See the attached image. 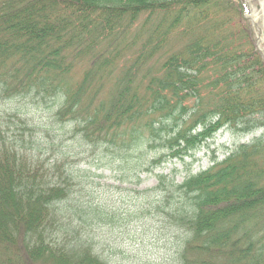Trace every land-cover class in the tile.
Segmentation results:
<instances>
[{"label":"trees","instance_id":"16d2710c","mask_svg":"<svg viewBox=\"0 0 264 264\" xmlns=\"http://www.w3.org/2000/svg\"><path fill=\"white\" fill-rule=\"evenodd\" d=\"M242 10L0 0V264H118V215L94 197L91 166L140 183L220 131L259 129L180 182L155 174L144 199L177 233L163 264H264V64Z\"/></svg>","mask_w":264,"mask_h":264},{"label":"rangeland","instance_id":"374dc122","mask_svg":"<svg viewBox=\"0 0 264 264\" xmlns=\"http://www.w3.org/2000/svg\"><path fill=\"white\" fill-rule=\"evenodd\" d=\"M263 0H249L248 13H244L246 18L256 19L258 29L264 27V5L261 7ZM256 18H255V15ZM236 20H234L235 23ZM257 26L251 27L252 39L255 44L256 52L264 54V37H259ZM264 56V55H263ZM264 64V57H263ZM81 67V66H80ZM107 82L105 85H108ZM43 110H35V115L42 116ZM42 118V117H40ZM262 131L259 129L253 134L247 136H235L229 132H218L213 139L209 140V146H202L196 151L193 160L185 159L182 163L178 159L166 158V164L160 166L154 173L140 174V183H136L135 177L130 178V182H123L121 180V172L116 170L111 172L105 167L111 166L110 163L102 161L96 168L91 166V173L94 175L93 180L90 181L91 186H95L96 199H103L109 202L113 209L112 211L118 217L112 221L113 232H109L108 237L115 249L120 250L118 264H163L170 260L174 252L177 233L173 227H168L165 217H159L151 214L145 203L144 191L152 193L150 189L156 185L155 174H173V169H176L175 180L182 181L187 173H195L203 168L208 167L212 163L213 156H217L221 160L226 156L227 151L235 146L237 143L247 142L252 137L259 136ZM69 140L68 144L72 145ZM154 153L153 150H150ZM158 153H156V157ZM84 160H90L88 153H83ZM81 165V164H80ZM87 164L80 167L88 169ZM104 168V170H103ZM165 224H162L164 223ZM105 227H102L104 229ZM101 237V236H100ZM176 249V247H175Z\"/></svg>","mask_w":264,"mask_h":264},{"label":"bare ground","instance_id":"6f19581e","mask_svg":"<svg viewBox=\"0 0 264 264\" xmlns=\"http://www.w3.org/2000/svg\"><path fill=\"white\" fill-rule=\"evenodd\" d=\"M237 1L238 0H234V2L237 4ZM244 1H246L247 2V4H248V1L249 0H244ZM261 7H263V5H264V0L263 1H261ZM248 7V6H247ZM241 14V13H240ZM255 15V14H254ZM241 16V18L243 19V20H246L247 22H248V24H249V27H252L253 26V24L255 23V21H256V19H252V18H246L245 17V15H240ZM255 18H256V15H255Z\"/></svg>","mask_w":264,"mask_h":264},{"label":"water","instance_id":"95a60500","mask_svg":"<svg viewBox=\"0 0 264 264\" xmlns=\"http://www.w3.org/2000/svg\"><path fill=\"white\" fill-rule=\"evenodd\" d=\"M253 25H254V27L257 26V25H255V23ZM258 31H259V34L260 33H263L264 34V28L262 30H258Z\"/></svg>","mask_w":264,"mask_h":264}]
</instances>
